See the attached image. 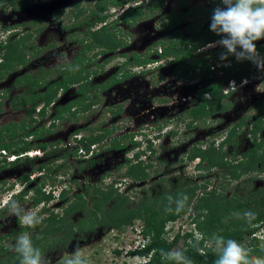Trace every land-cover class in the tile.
<instances>
[{
    "label": "rangeland",
    "instance_id": "1",
    "mask_svg": "<svg viewBox=\"0 0 264 264\" xmlns=\"http://www.w3.org/2000/svg\"><path fill=\"white\" fill-rule=\"evenodd\" d=\"M23 1L21 0V2ZM28 1L29 7L21 11H16L11 7L10 2H4L0 5V36L12 29V26L22 23V15L24 20L29 19L32 22L37 18L36 22L31 24L29 28H25V31H29L31 34L25 46L27 63L18 66L5 79L0 80V128L10 122L21 125L27 119L29 125L32 119V117H27L29 106L22 109L20 107V97H26L35 92H32L27 85L21 86L18 83V78L25 75L32 78L39 77L46 83L44 87L37 90L43 94L47 85L59 80L61 71L65 69L63 63H57L56 61V57L60 54H66L71 62L77 56L90 61L86 69L91 72L89 83L92 88L94 85H100L108 79H112L124 64L125 68L122 72L129 71L131 75L106 94L95 89L88 91L91 92L90 100H96L94 106L92 105L86 112H80L77 116L71 115L70 117L68 115L62 120H57L53 130L46 134L43 141H40L50 144L49 151L54 149L53 144L57 145L60 149L52 150L55 155L49 152L52 154L44 156V161L24 162L19 167H8V170L0 172V239L3 237L0 240V247L4 246L6 248L5 254L0 253V258L14 252L10 246L14 244L16 237L21 234L20 229L23 227L15 216L8 213L6 204L13 198L17 199V196H15L17 193L27 189L31 192L26 196L28 199L19 200L21 205L28 209H37L41 215L47 217V214L52 211L62 213V209L65 208L63 200L59 198L62 191H68L67 196L69 199L75 193L83 191L86 184L94 185L98 183L103 188L114 186L121 193L130 195H135L137 191L139 195H143L149 190L152 195H155L165 192L167 188L164 187L170 189L178 183H193V185L195 183L198 185L208 183L210 185L209 190L218 188L220 192H222V187L225 186L226 197L233 193H238L241 197L249 196L264 187V174L250 173L237 180H229L228 176L224 178L225 171L219 168L208 171L198 167V158L194 161L188 159L194 146L201 144L203 148H206L213 141H215V146H219L229 135L232 125L241 121V119H245L246 124L244 128L238 131L235 141L223 148L229 159L245 160L243 154L252 147V140L249 135L251 125L249 122H254L250 115L255 117V114L251 109L258 101L256 99L261 96L264 97V71L255 65L250 79L243 81L240 85H234L235 90L229 94L227 99L231 104V108L226 113L214 115L208 118L206 122L202 121L199 123L200 125L191 129L186 128L190 120L182 113L188 107L187 105H181L193 99L199 87L207 84V79H201L199 71L192 72L189 78L178 77L175 74L176 64L173 59L160 57V51H164L163 43L169 45L173 40L176 41L177 37L170 38L175 29H180L185 37L193 35L187 30L189 22H192L193 18L189 19L186 12L190 9L197 10L200 7L208 8V1L210 0H190V6H179L178 2L180 0H164L162 10L151 8L160 0H126V4L122 7L111 6L106 12L109 15L107 23L110 30L117 32L118 37L124 39L127 44L121 47V50L108 54H100V52H97L98 49L95 48V51L88 52L86 57L83 56L80 50L82 45L87 43L80 44L77 39H89L86 34L87 25L82 24L80 26L78 23L84 22L90 11L79 19L75 16L80 8L90 9L95 7L97 0ZM77 5H80V8ZM220 6L221 4L218 3L214 7ZM129 7L143 10L144 17L133 24L116 22L119 15ZM58 10H63L62 14L60 16L55 15L56 18H53L54 12L56 14ZM174 12L177 13L175 14L176 17L178 14L184 17L180 20L179 26L167 30L165 24L168 20L163 19L164 14H174ZM93 20L94 18L89 19V21ZM203 26H207V22ZM99 27L101 25H98L97 28ZM97 28L94 27V30ZM262 42L264 40L258 41V43ZM206 46L197 51L200 57L213 55L221 48V46H216L206 49ZM135 53L148 57L153 63L142 67L127 65V62L132 59ZM217 65L220 66L221 63L218 61ZM46 72H49V75H46ZM120 75L121 73L118 74V77ZM84 84L88 83L85 82ZM142 86L145 89L144 91H141ZM156 87L159 89V93L153 96L149 91L156 89ZM78 89L79 85H75L68 91H59L55 101L47 108L48 115L43 118L38 115V111L44 105L41 103L33 114V118L38 119V121L31 129L35 130L41 126L48 127L51 118L56 115L57 109L73 100ZM108 93L117 98V100H112L114 104H116L115 101H118L124 102V105H126L119 118L117 117L118 114L114 116L108 114V106L111 107L112 105V102L107 103ZM135 99L137 100L135 101ZM138 99L139 101H147L144 107L146 110L140 111L137 103ZM176 101L181 103L174 106L173 102ZM14 103L18 107L14 106ZM149 107L150 109L157 107L158 114L148 112ZM168 108V111L161 110ZM141 114L143 116L138 117ZM108 125V129L114 130L112 136L118 139L116 143L122 142L127 145L125 149H111L108 146L111 142L108 144L105 141L106 145L101 142L92 147L94 154L79 153L78 158L69 159L68 157L66 160L61 158L66 153V144L74 143L76 131H79L80 136H89L92 134V130L104 129ZM112 125H114V128L116 125H120L118 131L111 129ZM139 128L142 131H139ZM123 132L125 136H123ZM133 134L134 137L131 136ZM258 136L260 138L264 137V126ZM131 140L141 143L139 149L145 152L141 155L140 160L143 161L144 165H152L148 170L151 175L150 181L137 182L127 176L129 165L137 163L133 158L139 150L137 148L132 150ZM29 141L34 150L27 155L29 157H41L43 153L38 154L36 151V146L39 143L38 139L31 138ZM150 143L153 145L151 149L148 148ZM4 156H6V159ZM241 157L243 158L239 159ZM14 159L16 160V156L13 153L5 154L0 151V161L12 162ZM128 159L133 160L127 163ZM41 163H48L42 173L38 170V165ZM121 165L123 166L119 167ZM203 166L205 167L206 164H203ZM50 168L53 170L50 171ZM26 172L32 173L31 182L28 185L21 184L18 181V177ZM11 177L16 178L17 185L9 186L7 181ZM156 179L158 180L156 181ZM37 187H42L43 191L47 193L52 192L55 197L54 200L46 206L41 204L35 207L33 205V195ZM202 192H204L203 189L198 190V195H201ZM81 217L82 213L72 215V223L75 224ZM191 222L192 218L187 214L176 222L169 223L165 236L169 241H172L178 233L183 235L190 230L197 232ZM143 225L142 220H136L133 225L123 229L110 228L105 230L103 227L97 226L93 232H86L84 235L75 234L65 248L54 246L42 254L50 261V264H66V261L74 258L77 249L81 252L80 260L82 264L144 263L146 258L130 254L131 251L142 247L145 243L142 238ZM263 234L264 225L258 232V237L262 238ZM178 244L174 250L178 251L183 246L184 239L181 238Z\"/></svg>",
    "mask_w": 264,
    "mask_h": 264
},
{
    "label": "trees",
    "instance_id": "2",
    "mask_svg": "<svg viewBox=\"0 0 264 264\" xmlns=\"http://www.w3.org/2000/svg\"><path fill=\"white\" fill-rule=\"evenodd\" d=\"M212 1L215 4L221 0ZM4 2H10L15 8L22 9L28 1L4 0ZM126 2V0H97L95 7L90 9L80 8V5H77L80 8L76 14V18L78 19L90 11V14L85 17L84 22L78 23L80 26L85 24L88 27L86 34L89 36V39L84 38L78 40L79 43H87L81 50L84 57H86L88 52L95 50V48L98 49L100 54H106L110 52L114 53L127 44L124 39L118 37L117 32L110 30L108 23L96 31L91 30V27L97 24H103L108 20L109 15L106 12L111 6L122 7ZM189 2L190 0H180L179 6H188ZM162 7L163 0L155 5V8L158 10H161ZM211 12L213 11L205 10L201 7L197 10H189L186 16L189 19L193 18V21L189 22L187 30L193 35L185 37L180 29H175L170 38L177 37L176 41L171 40L172 42L169 45L163 43L164 51L160 55L162 58L170 57L173 59V62L176 64L175 74L178 77L188 78L192 72L199 70L200 78L207 79V84L202 85L198 91L200 102L192 105L188 110L189 117L191 118L188 128L195 127L194 124L203 118H209L217 113L227 112L231 108V104L227 102L228 96L232 92L230 90L228 91L230 82L235 80L241 83L244 79H250L255 68V65L251 61H237L232 55H229L227 60H221L220 54L226 51L222 47L213 55L200 57L197 53L198 50L204 48L207 44L221 39V37L210 30V17L213 14ZM175 14L177 13L174 12V14L166 15V18L170 20L169 25H166V29L180 25V20L184 16L178 14L176 17ZM142 17H144L143 10L130 7L117 18L116 22L121 21L131 24L138 22ZM91 18H94V20L89 21ZM209 19L210 21L207 26H203L204 22ZM25 44V39L9 42L8 44H1V52L4 51V53L1 54L0 80L5 79L18 66L27 63L25 49L22 47ZM256 48L259 54L263 56L264 45L256 44ZM218 61L221 63L220 66L217 65ZM128 62L127 65L137 66L141 64L147 65L153 61L148 57L142 58L141 55L135 53ZM71 64L78 70H69L68 65L64 64L63 67L65 69L61 71V78L47 85L46 91L43 94L37 90L44 87L46 83L39 77L32 78L29 75H25L18 78V83L21 86L27 85L32 92H35L29 94V96L20 97V107L26 109L29 106L27 117H32V123L30 122L28 125L27 119L22 122L23 126L10 122L0 128V151L13 153L16 156V160L12 162L0 161L2 168H5L7 164L12 166L17 165L21 161L22 155L34 150L33 145L28 140L29 138H45L46 134L52 131V129L45 128L44 126L35 130L31 129L38 121V119L33 118V114L41 103L44 105L38 115L43 118L48 115L47 108L55 101L59 91H68L71 87L79 85V89L76 91L78 97L57 109L56 115L53 116L54 124L58 119L62 120L68 115L70 117L71 115L76 116L77 113L85 112L89 109L92 103L90 102L89 105L86 103L87 100H90L88 91L94 89L103 91L111 85L130 77L129 71L122 73L125 68L124 65L113 76L110 82L94 85L92 88L89 83L91 72L86 69L89 62L85 58L78 56ZM119 73H121L120 77H118ZM46 75H49V72H46ZM85 82L88 84L85 85ZM226 91L228 92L226 93ZM207 94L208 96L206 97ZM14 106L18 107L16 103H14ZM74 107H77L76 111H73ZM255 108L258 109V116L252 126L253 128L250 130V137L252 138L254 146L243 154V157L246 158L245 160L229 161L226 159L225 151H223L225 146H228V144L231 145L235 141L238 131L246 124L245 119H242L234 125L227 139L219 146H215V141L206 148H203L201 144L194 146L188 159L194 161L199 158L200 163L198 167H202L208 171L214 168L225 171L224 178L228 176L229 180H237L250 173L257 172L258 174H264V137L260 138L258 136L263 130L264 125V119L261 116L264 113V101L258 103ZM106 138L107 132L84 136L79 141V146L76 151L67 148L63 156L65 158L71 155L77 156L80 150H83L85 154H89L92 146L103 142ZM259 140L261 141L259 142ZM133 143V149L140 148L139 142L133 141ZM49 145V143H38L36 151L49 154ZM124 147L125 145L122 142L112 145L114 149H122ZM148 148H152L151 143ZM144 152L139 149L134 156V160L137 163L130 164L127 169V176L133 181L147 182L151 179L148 170L152 165H144L143 161L140 160ZM25 157L26 162H32L33 157ZM131 161L128 160L127 163ZM203 164H206V166L204 167ZM46 165H40L38 170L42 172L46 168ZM49 170L52 171L53 169L50 168ZM31 176L32 173L28 172L20 176L18 181L21 184L28 185L31 182ZM209 187L210 185L208 183L203 185H198L197 183L195 185L193 183H178L170 189L164 187L167 188L165 192L155 195H152L149 190L143 195H139L138 191L135 192V195H130L121 193L114 186L103 188L99 184H86L83 187V191L75 193L71 202L66 201L68 191L65 190L62 192L59 197L65 201V208L62 209V213L52 211L47 214L42 226L35 230L23 227L20 232H33L34 245L44 253L54 246L65 248L75 234L84 235L86 232H93L97 226H101L105 230L110 228L123 229L124 227L133 225L136 220H142L145 224L143 236L148 239L147 243L142 248L131 251L130 254L146 258V261L136 264H173V262L161 257L159 250H174L179 245L178 243L181 238L184 239V244L178 251H183L186 256L193 260L194 264H215L219 251L209 247L207 243L208 238L214 233L222 235L225 239H235L252 249L251 256L264 258V250H261V246L264 245V234L262 238L258 237V232L264 225V187L244 197H241L238 193H233L226 197L225 194L227 191L225 186L222 187V192L218 188L209 190ZM201 189L204 192L198 195V190ZM28 194L29 191L24 190L15 196H17L16 198L18 200H24ZM185 195L188 197V201L184 211L180 214L165 212V208L168 206L167 198L169 196H172L173 200H176ZM54 198L52 192L47 193L43 191L42 187H37L33 195V205L35 207L41 204L46 206ZM172 206L173 208L175 207L174 204ZM246 210H250L256 214L255 220L251 223L245 219L236 218L233 215L234 213L242 214ZM77 213H82V217L73 224L71 217ZM187 214L192 218L191 223L195 225L197 232L190 230L183 235L178 233L172 241H169L165 236L168 224L177 221ZM197 242H199L198 246H194L197 245ZM5 250L6 248L4 246L0 247V253L2 255L5 254ZM0 264H20V257L15 252L8 253L4 258H0Z\"/></svg>",
    "mask_w": 264,
    "mask_h": 264
},
{
    "label": "clouds",
    "instance_id": "3",
    "mask_svg": "<svg viewBox=\"0 0 264 264\" xmlns=\"http://www.w3.org/2000/svg\"><path fill=\"white\" fill-rule=\"evenodd\" d=\"M221 3L223 7H216L213 10L210 23V30L217 36L221 37V39L207 45L206 49L221 46L226 50L220 54L221 60H227L228 56L232 55L237 61H251L259 69L264 71V57L259 54L256 48V42L264 40V0H221ZM127 9H125L124 12ZM161 53L162 51H160V55ZM56 61L57 63L68 65L69 70H78L72 66L71 61L66 54L58 55ZM231 82H235L236 85L242 83H238L235 80H232ZM230 84L228 91L230 90L233 92L235 87L231 89ZM228 91H226V93ZM76 108L73 109V111H76ZM51 122L52 125L55 126L57 121L53 124L52 119ZM37 152L38 154L42 153L41 151ZM199 163L200 159L198 164ZM7 183L9 186H13L17 185L18 182L15 177H11ZM233 184H235V182H233ZM25 199H28V197H25ZM167 199L168 206L165 208V212H175L176 214H180L185 210L188 201L186 195L176 200H173L172 196H169ZM173 204L175 205L174 208L172 206ZM6 207L8 213L15 216L21 226L28 229L35 230L42 226L46 219V216L41 215L37 209L25 208L21 205L19 200L15 198L9 200ZM233 215L236 218L245 219L249 223L256 218V214L250 210H246L242 214L234 213ZM191 225L195 227L194 224L191 223ZM143 226H145V224ZM142 238L145 241L144 244H146L148 239L143 236V231ZM207 243L209 247L219 251L215 264H264V258L251 256L252 249L246 247L235 239H225L222 235L214 233L208 238ZM198 244L199 242L194 246H198ZM10 247L19 255L20 264H50V261L42 254L41 250L34 245L33 233L30 231H24L19 234L16 237L14 244ZM142 247H138L137 249ZM261 250H264V245L261 246ZM159 252L161 257L173 262V264H194L193 260L186 256L183 251H164L161 249ZM80 256L81 252L77 249L74 253V258L66 261V264H82Z\"/></svg>",
    "mask_w": 264,
    "mask_h": 264
},
{
    "label": "flooded vegetation",
    "instance_id": "4",
    "mask_svg": "<svg viewBox=\"0 0 264 264\" xmlns=\"http://www.w3.org/2000/svg\"><path fill=\"white\" fill-rule=\"evenodd\" d=\"M24 1H28V0H24ZM23 1V2H24ZM161 1V0H160ZM159 1V2H160ZM211 1V2H210ZM210 1H208L209 2V7L208 8H204L205 10H214L213 8H215L214 6L216 5V4H221V6L220 7H222L223 5H222V3H221V1H218V2H216L215 4H214V2L212 1V0H210ZM158 2V3H159ZM180 2V1H179ZM179 2H178V5H179ZM4 3V0H0V5L1 4H3ZM157 3V4H158ZM164 3H165V1L163 0V7H162V9L164 8ZM214 4V5H213ZM156 5V4H155ZM155 5H153V6H151V8L153 7V8H155ZM188 6H190V2H189V4H188ZM11 7H13L16 11H21V10H23V9H25L26 7H29V1L27 2V4H26V6H24L22 9H18V8H15L14 6H11ZM130 8V7H129ZM133 8V7H132ZM161 9V10H162ZM190 10H192V9H190ZM62 12H63V10H58V11H56V14H55V12H54V14H53V18H56V16H60L61 14H62ZM211 13H213V12H211ZM167 14H169V13H165L164 14V17H163V19H165V20H168V22L165 24V27H166V25H169V23H170V20L168 19V18H166V15ZM186 14H187V12H186ZM56 15V16H55ZM76 17V16H75ZM27 18H29V17H27ZM211 18V17H210ZM36 20H37V18H35V21L34 22H36ZM22 23H18V24H16V25H14V26H12L13 28L12 29H10V30H8L6 33L4 32V34L2 35V36H0V53L1 54H3L4 53V51H2L1 52V44L3 43V44H8L9 42H13V41H16V40H22V39H25V41H26V44H27V42L29 41V39H30V37H31V34L29 33V31L27 32V31H25L26 29L25 28H29V26L31 25V24H33L34 22H32V21H29V19L27 20H24V18H23V15H22ZM108 21V20H107ZM107 21L105 22V23H103V24H100L101 25V27L102 26H105L106 24H107ZM209 21H210V19L208 20V21H206L207 22V24L209 23ZM205 23V22H204ZM23 24V25H22ZM131 24H133V23H131ZM77 25V24H76ZM98 25L99 24H97V25H95V26H93V27H91V30L92 31H96V30H98L99 28H97L98 27ZM94 27H96L97 29L96 30H94ZM167 30H169V29H167ZM87 31H88V27H87ZM19 32V33H18ZM5 40H7V41H5ZM78 40L79 39H77V42H78ZM79 43V42H78ZM26 44L24 45V46H22L23 47V49H25V46H26ZM80 44H82V43H80ZM256 44H259V45H264V42H262V43H258V41L256 42ZM85 45H87V44H84V45H82V48H83V46H85ZM163 45V44H162ZM82 48H81V50H82ZM80 50V51H81ZM120 50H121V48H120ZM92 51H95V50H92ZM98 52V51H97ZM97 54V53H96ZM106 54H108V53H106ZM140 55V54H139ZM142 56V55H141ZM78 57V56H77ZM263 57H264V55H263ZM142 58H146V57H143L142 56ZM88 61V60H87ZM88 62H90V61H88ZM127 63H129V62H127ZM151 64V63H150ZM125 65V64H124ZM147 65H149V64H147ZM147 65H144V66H147ZM137 66H143L142 64L141 65H137ZM124 67V66H123ZM199 71V70H198ZM200 72V71H199ZM122 73H124V72H122ZM130 73V72H129ZM131 75V74H130ZM190 77V76H189ZM188 77V78H189ZM60 78H61V76H60ZM111 78V77H110ZM113 78V77H112ZM127 78H129V77H127ZM127 78H125L124 80H122L121 82H119V83H116V84H113V85H111L109 88H107L106 90H103V91H100V92H104L105 94L107 93V92H111V89L112 88H114L115 86H117V85H119V84H121L123 81H125ZM112 79H108V81H106L105 83H102V84H107L108 82H110ZM141 88V87H140ZM199 89H200V87H199ZM199 89L197 90V92L195 93V95H194V97H193V99H191L190 101H187V103L185 104V103H183L181 106H184V105H187V109L186 110H184L183 111V115H186V117H187V119L188 120H190L191 121V118L189 117V114H188V110L191 108V106L192 105H196V104H198L199 102H200V100H199V98H198V91H199ZM145 89H144V87L142 86V88H141V91H144ZM62 92V91H61ZM63 92H65V91H63ZM149 92H151L152 93V95L153 96H155L157 93H159V89L156 87V89H153V90H151V91H149ZM90 93L91 92H89L88 93V95H89V97H90ZM98 94V93H97ZM146 94V93H145ZM107 96H109L108 97V101H107V103L109 104L110 102H112V100L114 101V100H117V98H115V97H113L112 96V94H110V93H108L107 94ZM208 96V94L206 95V97ZM78 97V93L76 92V96L74 97V99L75 98H77ZM229 97V96H228ZM137 99H135V101H136ZM256 100H258L254 105H253V107H252V109L251 110H253L254 111V114H255V117H253L254 115H250L251 116V118L252 119H254V122L257 120V116H258V109L257 108H255V106L258 104V103H260L261 101H264V97L263 96H261V97H259L258 99H256ZM86 102H89L88 103V105L90 104V102L92 103V105L94 106L95 105V103H96V100L95 101H91V100H87ZM116 102V104H114L113 102H112V105H111V107L110 106H108V109L107 110H109L108 111V114H110V116H114V115H116V114H118V118L120 117V115H122V113H123V109L125 108V106L126 105H124V102H118V101H115ZM146 102L147 101H139V99H138V104H139V108H140V111L141 110H146L144 107L146 106ZM228 102V101H227ZM181 102H179V101H176V102H173V105L175 106V104H180ZM136 104V103H135ZM76 107H74V109H75ZM91 108V107H90ZM89 108V109H90ZM89 109H87V110H89ZM86 110V111H87ZM161 110H163V111H168L169 110V108L168 109H161ZM41 111V110H40ZM39 111V112H40ZM85 111V112H86ZM148 112H156V114H158V112H157V107H153V108H151L150 109V107H149V109H148ZM80 113V112H79ZM79 113H77V115L79 114ZM226 113V112H225ZM218 114H221V113H217L216 115H218ZM76 115V116H77ZM215 115V116H216ZM141 116H143V114H141V115H138V117H141ZM214 116V115H213ZM261 116H262V119H264V113L263 114H261ZM137 117V118H138ZM212 117V116H211ZM210 118V117H209ZM250 118V119H251ZM52 119H53V117L51 118V121H52ZM207 119L208 118H203L201 121H199V122H196L195 124H194V126H198V125H200L199 123L200 122H202V121H204V122H206L207 121ZM118 120V119H117ZM242 120V119H241ZM189 121V122H190ZM189 122H188V124H189ZM239 122V121H238ZM237 122V123H238ZM254 122L253 123H251V122H249L250 123V125H251V128H253L252 126H253V124H254ZM57 123V122H56ZM188 124L186 125V128H188ZM236 124V123H235ZM235 124H233V125H235ZM20 125V124H19ZM52 125V122L50 123V125L48 126V127H45V128H50V129H52L53 130V128L56 126H51ZM232 125V128L234 127ZM20 126H23V124H21ZM120 125H116V127L114 128V125H112V127H110L111 129H115V130H117L118 131V127H119ZM264 126V125H263ZM108 127H109V125L108 126H105L104 127V129H96V130H92L93 132H92V134H94V135H97V134H100V133H104V132H107V138L103 141V145H106V142L108 143V144H110V142H111V144L110 145H108V146H110V148L111 149H114V148H112V145L114 144V143H116V141H118V139L116 138V137H114V136H112V133H114V130H110V129H108ZM242 128H244V126L242 127ZM191 129V128H190ZM250 130L251 129H249V135H250ZM139 131H142L141 130V128H139ZM80 133H79V131H76V133H75V137H76V139H74V143H71V144H66V148H71V150H73V151H76V149L78 148V146H79V141L84 137V136H86V135H84V136H80L79 135ZM123 136H125L124 135V132H123ZM122 136V137H123ZM132 137H134L135 135L133 134V135H131ZM251 136V135H250ZM228 137V136H227ZM227 137H226V139H227ZM33 139L35 138V137H32ZM124 138V137H123ZM251 138V137H250ZM28 140H30V138L28 139ZM43 141L44 140V138H39L38 139V141H39V143H46V142H40V141ZM251 140H252V138H251ZM106 141V142H105ZM133 141L134 140H131V142H132V145L134 146V143H133ZM224 141V140H223ZM222 141V142H223ZM261 140H259V142H260ZM137 142V141H136ZM124 145H125V147L124 148H122V149H125L126 148V144L124 143ZM132 146V147H133ZM153 146V145H152ZM254 146V144H253V142H252V147ZM93 147V146H92ZM53 148L54 149H52V150H59L58 149V146L57 145H55V146H53ZM251 148V147H250ZM122 149H114V150H122ZM137 149H139V148H137ZM49 151V149H48V152H52L54 155H55V153H54V151ZM132 150H134V149H132ZM248 150V149H247ZM43 154L41 155V157H33V159H32V162H40V161H44L45 160V157L44 156H46L47 154H45L44 152H42ZM52 153H49V154H52ZM79 151H78V155L77 156H74V155H71V156H69V159H74V158H78V156H79ZM90 153H92V154H94V151H90ZM89 153V154H90ZM28 153H26V154H24V155H22L23 157L20 159L21 161L17 164V165H10V164H7V166L5 167V168H2L1 166H0V172H2L3 170L5 171V170H8L7 168L8 167H13V168H15V167H19V166H21L22 165V163L24 164V162H26L25 161V156H27V157H29L28 155H27ZM86 155H88V154H86ZM189 157V156H188ZM226 157H227V155H226ZM4 158L6 159V157L4 156ZM62 159H64V160H66L67 158H65L63 155H62V157H61ZM134 159V158H133ZM133 159H128V160H133ZM226 159H228L229 161H232V159H229L228 157L226 158ZM127 160V161H128ZM28 162H31V161H28ZM5 163V162H4ZM49 164H50V162H48ZM48 163H41V164H39L38 165V167L40 166V165H42V164H47L48 165ZM47 165H46V167H47ZM120 167V166H119ZM43 171V170H42ZM4 173V172H3ZM26 173H28V172H26ZM26 173H23L22 175H24V174H26ZM40 173H42V172H40ZM22 175H20V176H22ZM19 176V177H20ZM18 177V178H19ZM158 179H156V181H157ZM98 184V183H97ZM100 185V184H99ZM27 191H29V194H30V190H28L27 189ZM65 191V190H64ZM63 192V191H62ZM28 194V195H29ZM62 194V193H61ZM75 195V194H74ZM73 195V196H74ZM61 196V195H60ZM62 200V199H61ZM73 200V198L71 197V198H69L68 199V196H67V198H66V201H72ZM63 202H65L64 200H63ZM21 228H23V227H21ZM20 231H21V229H20ZM3 238V237H2Z\"/></svg>",
    "mask_w": 264,
    "mask_h": 264
},
{
    "label": "built area",
    "instance_id": "5",
    "mask_svg": "<svg viewBox=\"0 0 264 264\" xmlns=\"http://www.w3.org/2000/svg\"><path fill=\"white\" fill-rule=\"evenodd\" d=\"M245 80H246V79H245ZM245 80H244V81H245ZM234 85H235V82H231L230 87L233 88ZM69 144H71V143H69ZM80 152L85 153L83 150H80ZM3 153L7 154L5 151H3Z\"/></svg>",
    "mask_w": 264,
    "mask_h": 264
}]
</instances>
